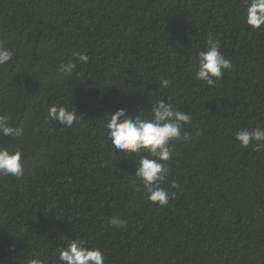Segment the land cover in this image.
Segmentation results:
<instances>
[{
	"label": "trees",
	"instance_id": "trees-1",
	"mask_svg": "<svg viewBox=\"0 0 264 264\" xmlns=\"http://www.w3.org/2000/svg\"><path fill=\"white\" fill-rule=\"evenodd\" d=\"M247 3L0 0V40L14 52L0 66V114L24 129L0 146L25 161L22 178L0 176V264H54L71 238L98 247L106 264H264V149L235 140L239 129L264 128V31L246 25ZM209 36L233 64L215 87L195 79ZM73 52L88 63L59 72ZM158 99L201 132L175 144L168 184L179 188L163 208L134 176L138 156L105 138L106 115L148 116ZM51 105L75 107L79 123L48 120Z\"/></svg>",
	"mask_w": 264,
	"mask_h": 264
},
{
	"label": "clouds",
	"instance_id": "clouds-1",
	"mask_svg": "<svg viewBox=\"0 0 264 264\" xmlns=\"http://www.w3.org/2000/svg\"><path fill=\"white\" fill-rule=\"evenodd\" d=\"M245 23L252 31H264V0H248L246 5ZM0 40V66L13 60L14 52ZM74 59L67 62L61 60L57 64L59 72L71 75L77 67V61L87 64L89 57L82 52H73ZM233 67L231 59L227 58L219 40L211 36L205 42V49L197 52L195 79L208 87H215L226 71ZM170 81L162 79L160 88H168ZM106 140L111 143L115 152L125 158L138 156L135 163V177L141 184V190L148 202L161 208L166 207L179 188L172 181L168 184L170 169L168 162L174 157L175 144H187L201 135L197 130L195 135L186 130L192 123V117L187 111H182L164 99H158L151 104L150 115L138 113L129 115L127 109L120 108L105 116ZM46 118L64 127L70 128L79 123L80 114L75 107L51 105L47 109ZM24 135L23 127L17 126L10 115L0 114V138L15 141ZM235 140L241 148L252 147L259 152L264 149V128L259 126L251 129H239ZM25 174L24 152L19 148L10 150L0 146V176L20 179ZM168 184V187L162 185ZM111 225L117 229L126 227L127 221L113 217ZM58 255L54 264H106L104 253L98 247H92L82 239H69L65 246L57 249ZM27 264H48V261L34 256Z\"/></svg>",
	"mask_w": 264,
	"mask_h": 264
}]
</instances>
